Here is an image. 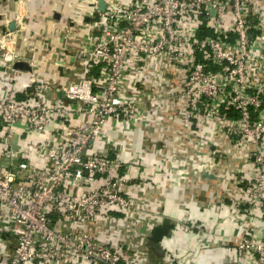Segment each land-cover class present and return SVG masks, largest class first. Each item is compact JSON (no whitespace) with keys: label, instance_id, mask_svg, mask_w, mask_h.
I'll return each mask as SVG.
<instances>
[{"label":"built area","instance_id":"obj_1","mask_svg":"<svg viewBox=\"0 0 264 264\" xmlns=\"http://www.w3.org/2000/svg\"><path fill=\"white\" fill-rule=\"evenodd\" d=\"M76 3L81 20L61 24L62 45L50 58L57 73L44 75L32 48L25 55L15 44L0 54V264H143L121 242L98 240L87 224L140 212L130 191L150 181L131 172L150 167L144 156L122 160L98 146L112 144L105 139L110 119L136 110L148 71L170 92L180 85L187 130L179 145L203 117L202 130L214 119L243 150L253 172L233 177L240 193L234 211H257L263 231L244 232L234 245L247 264H264V0ZM26 5L17 0L14 14L24 31ZM15 40L0 33L1 48ZM71 60L86 74L66 81ZM17 75L26 76L20 87ZM200 147L218 162L221 153L208 139Z\"/></svg>","mask_w":264,"mask_h":264},{"label":"crops","instance_id":"obj_2","mask_svg":"<svg viewBox=\"0 0 264 264\" xmlns=\"http://www.w3.org/2000/svg\"><path fill=\"white\" fill-rule=\"evenodd\" d=\"M76 1L27 0L30 41L46 51L45 55L37 54L39 50L34 54L44 75L58 72L59 66L50 58L55 57L57 48L62 45L61 24L73 18L81 20ZM6 11L11 17L7 6ZM68 47H72L71 44ZM71 62L73 70L64 75L66 81L86 74L80 63ZM151 66L147 64L146 68ZM16 79L20 87L26 76L17 75ZM160 80L152 71L147 72L136 110L129 119H110L105 139L112 144L101 140L98 146L100 152L122 160L132 158L134 161L144 156L143 161L150 167H134L138 171L131 172L139 181L145 176L150 181V184H135L130 191L140 212L127 217L113 213L114 220L102 218L87 226L101 242H121L137 252L143 264H247L234 242L244 232L260 235L263 221L257 211L251 215L244 210L234 211L240 193L233 177L239 171L248 179L253 170L244 165L243 150L228 140L214 119H205L206 130L201 129L204 122L199 125L203 117L195 120L192 138L179 145V132L187 130L181 121L180 85L174 82L170 92ZM203 138L221 153L218 162L200 147ZM200 161L205 162V170L197 166ZM206 171L211 174L205 176ZM165 218L171 222V231L160 244L164 250L161 253L150 246L147 236L151 228Z\"/></svg>","mask_w":264,"mask_h":264},{"label":"rangeland","instance_id":"obj_3","mask_svg":"<svg viewBox=\"0 0 264 264\" xmlns=\"http://www.w3.org/2000/svg\"><path fill=\"white\" fill-rule=\"evenodd\" d=\"M2 3L5 5L7 3L6 6L8 7V12H11L10 14H12L11 17H9V13H7V11H6V6L4 5V7H2L3 6ZM16 3H17V0H7V1L6 0H0V29H1L0 33L5 34L7 36V38H10L11 35H15L17 37V40H15L13 42V44L10 41H7V44H4V45L2 44L3 48L0 47V54L2 52L8 53L10 51V49H13L14 48L13 46L16 44L15 49L21 50V52L25 55L28 54V51L30 50V48H32V50H30V51L34 52V54L36 51L39 50V52L37 54L45 55L46 51L44 48H40L41 46L40 47L30 46V44L32 42L30 41V38H31L30 34L31 33L29 32V29L24 31V30H21L20 28L16 27V22L14 20ZM29 17H30V15H29ZM42 17L44 19H46V16H42ZM27 20H28V26H29V18ZM11 23H13L12 26H11ZM23 37H27V39H22ZM52 49H50V51Z\"/></svg>","mask_w":264,"mask_h":264},{"label":"water","instance_id":"obj_4","mask_svg":"<svg viewBox=\"0 0 264 264\" xmlns=\"http://www.w3.org/2000/svg\"><path fill=\"white\" fill-rule=\"evenodd\" d=\"M100 4L101 8H103V3L101 2ZM12 25L13 23H11V26ZM14 66L19 68H27V64H25L24 62H16ZM170 231L171 222L169 218H165L161 224L154 225L151 228L149 235L147 236L150 246L154 250H159V252L161 251V253H163L164 250L162 247H160V244L165 236L170 235Z\"/></svg>","mask_w":264,"mask_h":264}]
</instances>
